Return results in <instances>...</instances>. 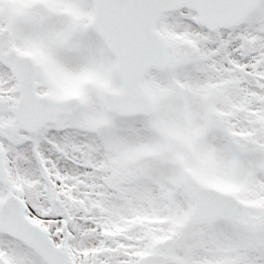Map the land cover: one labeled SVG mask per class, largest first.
I'll list each match as a JSON object with an SVG mask.
<instances>
[{
	"label": "snow or ice",
	"instance_id": "1",
	"mask_svg": "<svg viewBox=\"0 0 264 264\" xmlns=\"http://www.w3.org/2000/svg\"><path fill=\"white\" fill-rule=\"evenodd\" d=\"M0 264H264V0H0Z\"/></svg>",
	"mask_w": 264,
	"mask_h": 264
}]
</instances>
